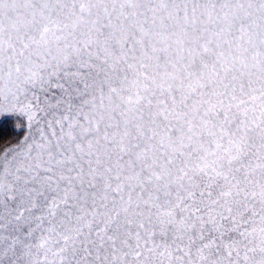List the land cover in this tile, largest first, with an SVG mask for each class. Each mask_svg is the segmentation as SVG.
Here are the masks:
<instances>
[{
    "label": "snow or ice",
    "instance_id": "1",
    "mask_svg": "<svg viewBox=\"0 0 264 264\" xmlns=\"http://www.w3.org/2000/svg\"><path fill=\"white\" fill-rule=\"evenodd\" d=\"M0 264H264V0H0Z\"/></svg>",
    "mask_w": 264,
    "mask_h": 264
}]
</instances>
